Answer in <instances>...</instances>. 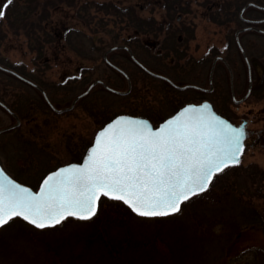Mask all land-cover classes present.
Instances as JSON below:
<instances>
[{
    "label": "rangeland",
    "instance_id": "obj_1",
    "mask_svg": "<svg viewBox=\"0 0 264 264\" xmlns=\"http://www.w3.org/2000/svg\"><path fill=\"white\" fill-rule=\"evenodd\" d=\"M41 1L46 2L44 6L48 9L50 0ZM155 1L76 0L77 8L82 5L92 7L89 11L95 19L90 27H86L74 16L75 8L69 7L67 1L53 0V6H50L52 9H49V21L54 24L61 21L66 23L67 27L77 30L78 40L74 41L77 50H79L80 42L83 43L80 49L88 50L89 39H91L94 45L93 51L90 50L91 52L88 53L90 60L89 58L81 59L82 52L79 54L77 51H72L67 45L63 50H59L60 47L52 51L46 49L45 56L50 58V61L49 68L44 70L33 65L34 54L29 50L24 35L6 37L2 43L6 46V52L2 56L10 63L24 67L26 72L36 71L34 73L37 76L41 75L47 87L46 93L56 103V109L70 106L71 100L81 93V86L86 78L92 83L108 76L110 70L102 61L103 54L113 46L125 45V42L133 47L135 57L152 71L170 78L178 86L192 85L198 88L187 91L173 88L172 91H165L166 95H163L164 92L158 87L147 84L142 73L131 63L130 57L124 50L114 51L110 59L121 64L130 76L131 84L135 88L134 94L138 91L137 99L131 101L130 98H122L121 95L93 93L89 100L76 105L70 111L61 114H54L49 110L38 111L33 116L34 121H29L25 125L24 122L19 124L22 132H25V137L22 138L29 139L37 147L36 150L29 149L30 152L32 150V165L27 166L22 161L14 165L17 170L29 172L24 174L23 184L36 188L42 176L35 172L44 166L46 170L52 171L64 164L79 162L83 156L80 159H73V157L81 154V147L89 141L92 142L96 131L117 115L144 117L156 127L182 106L203 101L213 105L218 114L232 124L240 125L245 122L247 132L245 149L241 155V163L237 165L242 168L256 165L264 171V99L257 100L250 96L240 105L233 104L227 80L224 78V68L221 65L216 67L215 78L223 75L225 88L215 87V91L210 96L204 94L208 92V89H212L208 86L212 57L208 58L206 53L208 49L212 50L216 47L224 50L221 39L223 34L214 24H210L208 19L195 16L201 9L190 6L192 11L187 10L179 15H183L184 27L195 24L194 36L190 32L184 35L182 43L178 46L184 53L179 58L174 57L175 53L168 48V45L175 49L176 39L165 44L170 41V38L164 37L165 30L159 23L161 18L165 17V12ZM199 1L201 0H197ZM8 2L9 0H0V10L3 11ZM114 8L119 12L132 9L141 21H145L143 27L155 24V30L150 31L151 34L142 32L134 36L132 27L126 19L107 15L106 11H113ZM177 16L176 13L173 14L174 18ZM172 25L176 27L174 23ZM80 37H86L88 40H80ZM61 44L66 43L63 40ZM50 45L48 44L47 48ZM228 62L240 77L235 88V97L240 99L244 97L246 91V66L241 59ZM82 67L85 70H82ZM256 67L260 69L259 66ZM253 70L254 68L251 67V73L254 76ZM89 73L93 74L90 78ZM115 85L120 89L126 88L121 79L117 80ZM95 96L100 98L97 108L93 109L94 115L97 116L91 117L84 106L89 104ZM131 108H135L138 112L145 111V114H131L129 113ZM97 110H102L101 122ZM0 122L3 128L15 123L2 110H0ZM2 134H0V144L7 143V139L17 143L20 141L18 136ZM20 146H23L22 143ZM11 150L18 152L16 148ZM234 170L216 179V184L217 182L226 185L236 184L239 190L246 194L253 191L258 184L257 178L252 175L253 169H245L241 174L237 173L238 171L234 173L236 171ZM209 188L210 186L203 192L204 197L201 198V201L207 204V208L213 209L215 205L218 208L225 206L224 202L227 198L225 192L215 190V187ZM95 216L87 221L71 218L62 221L52 229L43 230H36L23 221L12 219L6 226L0 228V264H237L233 262L234 257L243 250L252 247L264 248L262 232L244 229L237 239L230 240V234L226 239L224 237L228 233L225 232L227 227L220 224L213 226L215 238L204 244L200 250L201 258L195 261L190 256L184 255L193 252L196 254L199 249L195 251L196 249L193 248L182 247L189 244L187 231L190 232V223L188 221H184L183 225L178 224L181 223L180 220L175 223L166 220L157 221L154 218H140L132 213L123 214L120 211L111 210V207L107 206L103 207L96 218ZM178 237L182 240L181 245L175 246V239ZM166 239L169 240L168 245ZM227 239L229 241L226 242Z\"/></svg>",
    "mask_w": 264,
    "mask_h": 264
},
{
    "label": "snow or ice",
    "instance_id": "obj_2",
    "mask_svg": "<svg viewBox=\"0 0 264 264\" xmlns=\"http://www.w3.org/2000/svg\"><path fill=\"white\" fill-rule=\"evenodd\" d=\"M244 136L243 126L217 115L208 102L187 104L158 127L137 116H116L96 133L83 163L48 172L39 191L0 168V226L15 217L39 229L67 217L89 219L101 195L144 217L177 213L215 174L241 163Z\"/></svg>",
    "mask_w": 264,
    "mask_h": 264
},
{
    "label": "trees",
    "instance_id": "obj_3",
    "mask_svg": "<svg viewBox=\"0 0 264 264\" xmlns=\"http://www.w3.org/2000/svg\"><path fill=\"white\" fill-rule=\"evenodd\" d=\"M65 1L69 3V7L75 8L74 16L80 19L85 24L86 27H90L92 25L93 23L92 21H94L95 19V17L92 14H90L89 11L90 8L92 7L88 8L87 5L84 6L82 5L79 8H77L76 0H65ZM44 3L46 2L45 1L42 2L41 0H9V2L5 5L3 10L5 12V15L2 18H0V110L7 113L11 117L12 122H16L14 118L15 115L20 121V125L22 122H24L25 125L29 121H34L33 119L35 118L33 116L37 114L38 111L49 110L52 113H54L51 110L50 106L47 104L46 100L43 97L42 92L39 89H41L45 93L48 101L51 103V105L54 108H57V105L53 101V99L49 95H47L46 93L47 87L45 83L42 81L41 75L37 76L34 73L36 71L26 72L24 67L10 63L7 59L4 58V56H2L3 53L6 52L5 49L6 46L2 45L6 37L9 35L10 36L20 35V34L24 35V37L27 40L29 50L34 54L33 65L39 66L44 70H47L49 68V61H50V58L45 56L46 49L47 50L50 49L52 51L56 49L58 50V48L60 47L61 49L59 50H63V48L66 47L65 45H67L68 48L72 51L75 52L77 51L78 53L82 52L81 54L79 53L81 59L89 58L88 53L93 51L94 44L91 39H89L91 44L88 41L90 45V48L88 50L80 49V47H83V43L81 42H80L79 50H77L76 45H74L75 39L78 38L77 30L72 27H67L66 23L61 21L60 22L57 21L55 24L51 23L49 21L50 19L49 9H52L50 8V6L51 5L53 6L52 3L54 2L53 0H50V2H48L49 4L48 9L47 6H44ZM248 3H253L256 6L259 5V7H261L264 10V0H220L219 2L220 8H218L216 11L225 14L223 20L231 21L235 13L238 10H240L241 7H243ZM106 12L107 15L109 16L126 19L129 26L132 27V31H133L132 33L134 36L142 32L151 34L150 31H154V25L153 26L148 25L143 27L144 23L138 18L137 14L134 13L132 9H127L126 11L119 12L114 8L113 11L107 10ZM82 39H87V38L80 37V40ZM63 40L66 43L64 45L61 44V41ZM48 44H51L49 48H47ZM119 46H123L124 48L128 49L131 52V54L134 56V58L140 64H143L140 60H138L135 57L134 49L131 45H129L128 42H125V45H119ZM243 46L248 55L252 54L251 48L254 47L253 45L249 44L248 46L243 43ZM257 48H258V52L261 55H264V40L258 41ZM116 50L125 51V49L119 48L109 52L106 55L107 62H105V60L102 57L103 63H105L107 68L110 70L108 76H106L105 78L104 77L100 78V80H96V81H101L103 85L96 84L89 91L88 94H86L78 101H76L74 107L78 104H83L85 100H89L93 93L108 95V93L111 92H109L106 89V87H109L117 91L125 90V89H126L125 91H127L128 80L130 83V91L127 94L121 96H123L122 98H127V99L130 98L129 100L131 101L137 99L138 91L136 92V94H134L135 88L134 85L131 84L130 76L124 71L121 64L115 63L114 61H112V58L110 59V55L117 52ZM130 61L135 65L136 68H138L139 72L142 73L138 65L135 62H133L131 58ZM250 62L257 63L263 74L261 83L258 85V87H255V89L251 93V96L257 100H262L264 99V59L260 61H250ZM82 70L85 69H83L82 67ZM124 74L127 76L128 79L124 76ZM92 75H93L92 73H89V78ZM142 75L144 77V80L147 82L149 86L158 87L162 92H164L163 95H166V92L173 90V87H171L168 84V82L164 80L157 79L150 75H145L144 73H142ZM81 79L83 80V78ZM119 79L123 81L124 86H126L125 89H120L119 87H115L117 86L115 85V83L117 82V80L119 81ZM168 79L171 80L170 78ZM26 81L29 83H27ZM90 82L91 81L88 78L85 79V81L83 82L84 84H82L81 86V93L88 88L87 85L89 86L91 84ZM187 90L188 89H186L185 91ZM145 92L147 93V91ZM165 97L166 96H164V98ZM99 99L100 98L98 96H95L90 100L89 104L87 103L84 106V109L89 111L91 117L97 116L94 115L95 112L93 109L97 108ZM3 106H5L8 110H6ZM97 111L99 114V121L101 122V120L103 119L102 110H97ZM129 113L142 115L145 114V111L138 112L135 108H131L129 109ZM1 123L2 122H0V129L3 128L1 126ZM20 125L2 134V135L4 134L6 135L9 133V135L18 136L20 141L17 143L12 141L11 139H7L8 141L7 143L3 142L0 144V164L3 167V169L13 179L23 183L24 174H28L29 172L27 173L26 171L17 170L14 165H18L19 161H22L27 166L32 165L33 160L31 158V152L33 149L36 150L37 147L35 146L34 142H30L29 139L22 138L25 137V132H22L21 130L22 127H20ZM21 143L23 146H20ZM90 143L91 142L89 141L88 143L84 144L81 147L82 150L81 154L74 156L73 159L75 158L80 159ZM11 148H16L18 152L17 153L14 152V150H11ZM29 149H32L31 152ZM45 167L46 166H44V168L37 170L35 174L36 173L40 174L42 177L45 176L48 172L51 171V170H46ZM241 168L242 167L240 165L239 166L233 165L224 169L221 173H218L213 178V181L210 184L209 189L215 187V190L225 192V195L227 197L226 202H224L226 203L225 206L218 208L215 205L214 206L215 208L213 209L207 208V204L201 201V198L204 197V193H203L193 196L192 198L184 202L181 205V211H179L177 214L168 217L154 218L157 221L166 220L175 223H178V220H180L181 223L178 224H183V225L187 221L190 223L189 226L190 232L188 233L187 231L189 244H187L186 246L183 245L182 247L193 248L196 249L195 251L199 249V252H197L196 254L194 252L189 254L187 251H184L188 253V255H184V256H190L195 261L199 260V258H201L200 250L203 248L204 244L215 238V235L213 234V226L215 225L221 224V226L227 227L225 232L228 233L224 236L225 239L227 238L228 234H230L231 236L230 240H232L233 238L237 239L241 234V231L244 229L257 230L262 232V234L264 235V171L261 168L257 167L256 165H250L247 166L246 168H242V169ZM248 168L253 169L252 175L258 180L257 186L253 189V191L249 192L248 194H246L245 192H241L236 184L226 185L220 182L219 183L217 182L216 184V179H218L220 176L222 177V175L226 173L231 172V170L235 169L236 171L234 170L235 171L234 173L238 171L237 173L241 174L244 172L243 170ZM237 177L239 178V176ZM216 204L219 205V203ZM104 206L111 207V210L120 211L123 214L125 213L131 214L130 210H128L121 202L102 197L99 200L98 212L95 218L98 216L99 213H101ZM66 220H70V219H66ZM168 241L169 240L166 239L167 245H168ZM181 241L182 240H180L179 237L176 238L175 246L181 245ZM227 241H229V239H227L226 242ZM233 262L237 264H264V248L263 249L259 247L247 248L243 250L238 256L234 257Z\"/></svg>",
    "mask_w": 264,
    "mask_h": 264
},
{
    "label": "flooded vegetation",
    "instance_id": "obj_4",
    "mask_svg": "<svg viewBox=\"0 0 264 264\" xmlns=\"http://www.w3.org/2000/svg\"><path fill=\"white\" fill-rule=\"evenodd\" d=\"M155 2L157 3L158 7L165 12V17L161 18V20L159 21L163 30H165L164 37L170 38V41H167L165 44H168L172 40L176 39L174 41V44L176 46L175 49L172 48L170 44L168 45V48L173 51V53H175L174 57L179 58L181 54L184 53L181 48H178V46L183 41L182 39L184 38V35H187L190 32L194 36V29L196 28L195 24L194 26L191 25L188 27H184L182 25L183 15H179L184 11L186 12L187 10L192 11L191 8H189L190 6H195L194 9L199 8L202 10V12L201 10H199V13L195 16H198L201 19H208L210 24H214L216 28L220 30V32L223 34V38L221 39L224 43V50H221L219 47H216L212 50L208 49V52L206 53V55H208V58L212 57L208 77V86L212 87V89H208V92H205L204 94H206V96H210V94L215 91V87L223 89L225 88V85L223 84V75H220V78H215L216 67L221 65L224 68V78L227 80L228 83V90L230 92V98L232 103L235 105H240L244 103L251 96V93L255 89V87H258V85L261 83L263 77L261 69H258L256 67L258 66L257 63H251L250 61H258L264 59V55H261L258 52L257 48L258 41L264 40V10L253 6H248L245 9L241 7L243 9L242 13V9L240 8V10L235 13L231 21H225L223 20L225 14L216 11L218 8H220V0H201L199 2H197V0H156ZM174 13L178 15L176 18L173 17ZM173 23L176 25V27H173ZM175 35L177 37H175ZM243 43L248 46L249 44L254 46L251 48L252 54H247ZM120 47L121 49H125L128 56L131 58L128 49L124 48L123 46ZM103 59L106 60V57H103ZM236 59H241L246 66V91L244 93V96L250 88L248 97L243 101H240L243 97L240 99H236L235 97V88L238 85V79L240 77L239 74L235 72V70L230 66L228 62L230 60ZM141 66L149 72L164 76L162 74L152 71L144 64H141ZM212 66L213 72L212 79L210 81V71ZM138 67L140 68L142 73H144L145 75H150L142 67ZM251 67L254 68V76L251 73ZM232 92L234 93L235 100L240 101L239 103L233 102L231 95Z\"/></svg>",
    "mask_w": 264,
    "mask_h": 264
},
{
    "label": "water",
    "instance_id": "obj_5",
    "mask_svg": "<svg viewBox=\"0 0 264 264\" xmlns=\"http://www.w3.org/2000/svg\"><path fill=\"white\" fill-rule=\"evenodd\" d=\"M248 6H253V7H257V8H260V9H262L261 7H259V6H256V5H254L253 3H248V4H246L245 5V7L244 8H246V7H248ZM243 8V9H244ZM243 12V10H241V13ZM117 48H119V46H115V47H113V48H110L109 50H107V52H105L104 53V58H105V56H106V54L108 53V52H110V51H112V50H114V49H117ZM129 51V50H128ZM130 52V51H129ZM130 56H131V59L138 65V66H140V67H142L141 66V64L133 57V55L131 54V52H130ZM143 68V67H142ZM144 70H146L145 68H143ZM146 72L148 73V74H150L151 76H153V77H155V78H158V79H161V80H164V81H166V82H168L169 84H170V86H172L173 88H175V89H179V90H184V89H198L197 87H195V86H192V85H184V86H178V85H176V84H174L173 82H171L169 79H167L166 77H164V76H161V75H158V74H155V73H152V72H149V71H147L146 70ZM212 72H213V66H212V68H211V71H210V81H211V78H212ZM124 76L127 78V76L124 74ZM128 79V78H127ZM25 81V80H24ZM27 82V81H26ZM27 83H29V82H27ZM96 84H102L103 85V83L101 82V81H94V82H92L89 86H88V88L84 91V92H82V93H80L79 95H77L73 100H72V102H71V104H70V106L69 107H66V108H61V109H56V108H54L52 105H51V103L48 101V99H47V97H46V95H45V93L41 90V89H39L41 92H42V94H43V97H44V99L46 100V102H47V104L50 106V108H51V110L54 112V113H56V114H61V113H64V112H66V111H70V110H72L73 108H74V105H75V103H76V101H78L80 98H82L83 96H85L86 94H88L89 93V91L96 85ZM106 89L109 91V92H111V93H113V94H116V95H125V94H127L129 91H130V83H129V80H128V89H127V91H125V92H119V91H117V90H114V89H111V88H109V87H106ZM249 92H250V88L248 89V91L246 92V94H245V96L240 100V101H243L244 99H246L247 97H248V95H249ZM232 98H233V102L234 103H239L240 101H237V100H235V98H234V95H233V92H232ZM204 102H207V101H203V102H201V103H196V104H202V103H204ZM209 103V102H208ZM190 104H194V103H190ZM187 105V104H186ZM186 105H184V106H182L181 108H183V107H185ZM209 105L211 106V108H212V110L217 114V115H220V114H218L215 110H214V108H213V106L209 103ZM6 110H8L5 106H3ZM180 108V109H181ZM180 109H178L173 115H175L177 112H179L180 111ZM122 115H124V116H130V115H127V114H122ZM117 116H119V115H117ZM172 116V115H171ZM221 116V115H220ZM116 117V116H115ZM114 117V118H115ZM137 117H139V116H137ZM14 118H15V120H16V122H15V124H12V125H10V126H7V127H5V128H1L0 129V134H2V133H5V132H7V131H9V130H11V129H14L15 127H17L19 124H20V121L18 120V118L14 115ZM114 118H112V119H114ZM139 118H141V119H146V118H144V117H139ZM169 118V117H168ZM167 119V118H166ZM146 120H148V119H146ZM149 121V120H148ZM110 121H108L107 123H105L101 128H103V127H105L108 123H109ZM163 122V121H162ZM230 122V121H229ZM149 123H150V121H149ZM231 123V122H230ZM234 125V124H233ZM159 126V124L156 126V127H158ZM235 126H237V127H240V126H243L244 127V130H245V136H244V142H245V140H246V138H247V132H246V129H245V122H242L240 125H235ZM100 128V129H101ZM100 129H98L97 131H96V133L100 130ZM96 133L94 134V136H93V139H92V142H91V144L92 143H94V138H95V135H96ZM91 144H90V146H91ZM89 146V147H90ZM88 147V148H89ZM87 148V149H88ZM87 155V150H86V152H85V154L83 155V157L81 158V160L79 161V162H72V163H83V158H84V156H86ZM61 166H63V165H61ZM61 166H59V167H61ZM230 166H233V165H230ZM230 166H228V167H230ZM0 168H2V166L0 165ZM58 168V167H57ZM55 170V169H54ZM53 171V170H52ZM5 172V171H4ZM6 173V172H5ZM7 174V173H6ZM218 174V173H217ZM8 175V174H7ZM47 175V174H46ZM216 175V174H215ZM9 176V175H8ZM214 178V177H213ZM212 182V181H211ZM211 182H210V184H211ZM210 184H209V186H210ZM29 187V186H28ZM208 189V188H207ZM207 189H205L204 191H206ZM33 191H39V187H37L36 189H33ZM203 191V192H204ZM203 192H201V193H203ZM201 193H198V194H201ZM198 194H195V195H198ZM194 195V196H195ZM101 197H105V198H107V199H111V200H116V199H114V198H109V197H106V196H103V195H101ZM100 197V198H101ZM193 197V196H192ZM191 198V197H190ZM189 198V199H190ZM116 201H119V200H116ZM99 202V201H98ZM124 206H126L134 215H136V216H138V217H141V218H159V217H168V216H172V215H174V214H176V213H172V214H169V215H167V216H158V217H144V216H140L139 214H137V213H135V212H133L129 207H128V205H126V204H124V202L123 201H120ZM185 201H183L182 202V204L184 203ZM181 204V205H182ZM97 210H98V204H97ZM178 213V212H177ZM95 216V215H94ZM93 216V217H94ZM93 217H91V218H89V219H80V218H77V217H67L66 219H68V218H73V219H78V220H81V221H87V220H90V219H92ZM15 218H18V219H21V220H23L24 222H26L29 226H31V227H33V228H35V229H37V230H43V229H39V228H37L36 226H34V225H32L30 222H28V221H25L23 218H21V217H15ZM14 219V218H13ZM62 222V221H61ZM60 222V223H61ZM59 223V224H60ZM57 225H55V226H51V227H46V228H44V229H50V228H54V227H56ZM3 226H0V228H2Z\"/></svg>",
    "mask_w": 264,
    "mask_h": 264
}]
</instances>
